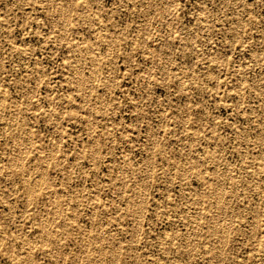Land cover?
Wrapping results in <instances>:
<instances>
[{
	"label": "rangeland",
	"instance_id": "obj_1",
	"mask_svg": "<svg viewBox=\"0 0 264 264\" xmlns=\"http://www.w3.org/2000/svg\"><path fill=\"white\" fill-rule=\"evenodd\" d=\"M73 1L0 0V264H264V0Z\"/></svg>",
	"mask_w": 264,
	"mask_h": 264
},
{
	"label": "bare ground",
	"instance_id": "obj_2",
	"mask_svg": "<svg viewBox=\"0 0 264 264\" xmlns=\"http://www.w3.org/2000/svg\"><path fill=\"white\" fill-rule=\"evenodd\" d=\"M73 1V0H72ZM74 2V1H73ZM72 3V2H71ZM72 6H73V4H71ZM156 6V5H155ZM72 8V7H71ZM67 10V9H66ZM72 10V9H71ZM64 13V12H63ZM69 13V12H68ZM67 15V14H66ZM65 16V15H64ZM63 16V17H64ZM68 16V15H67ZM66 16V17H67ZM64 19V18H63ZM66 19V18H65ZM64 19V20H65ZM62 20V19H61ZM70 23V22H69ZM63 24H64V22H63ZM87 52V51H86ZM83 56V55H82ZM98 57H96V59H97ZM97 61V60H96ZM99 63V62H98ZM78 64V63H77ZM80 64V63H79ZM81 65V64H80ZM80 69H81V67H80ZM78 74V73H77ZM79 76V75H78ZM78 76H77V78H78ZM81 77V76H80ZM78 82L80 83V81L78 80ZM78 83V84H79ZM262 83V82H261ZM260 84V83H259ZM258 84V85H259ZM80 86V85H79ZM80 88V87H79ZM83 88V87H82ZM262 88V87H261ZM87 94V93H86ZM85 98V97H84ZM264 136V135H263ZM14 137V136H13ZM30 141V140H29ZM27 142V141H26ZM18 144V143H17ZM99 145V144H98ZM14 146V145H13ZM94 147V146H93ZM43 154V153H42ZM83 154V153H82ZM92 155V154H91ZM95 155V154H94ZM15 157V156H14ZM14 160H15V158H14ZM48 161V160H47ZM13 162V161H12ZM47 165V164H46ZM45 165V166H46ZM42 166H44V163H43V165ZM133 167V166H132ZM184 167V166H183ZM3 168V167H2ZM37 168V167H36ZM2 170V169H1ZM45 170V169H44ZM38 173V172H37ZM40 173V172H39ZM42 173V172H41ZM37 175V174H36ZM38 176H40V174L38 175ZM46 176V175H45ZM231 176V175H230ZM256 176V175H255ZM42 177H44L43 175H42ZM257 177V176H256ZM45 178V177H44ZM237 178V177H236ZM42 179V178H41ZM211 179V178H210ZM27 180V179H26ZM40 180V179H39ZM43 180V179H42ZM255 180V179H254ZM41 181V180H40ZM36 182H34V184H35ZM41 183H43V181L41 182ZM41 183H40V185H41ZM24 184H25V182H24ZM31 184V183H30ZM32 184H33V182H32ZM26 185V184H25ZM38 185H39V182H38ZM28 186V185H27ZM31 186V185H30ZM37 186V185H36ZM35 186V187H36ZM29 187V186H28ZM35 187H34V189H35ZM258 187V186H257ZM36 188H38V187H36ZM30 189V188H29ZM33 188L32 189H30V190H34ZM27 191V190H26ZM38 191V190H37ZM29 192V191H28ZM31 192V191H30ZM36 192V191H35ZM220 192V191H219ZM225 192V191H224ZM32 193H33V191H32ZM37 193V192H36ZM223 193V192H222ZM221 193V194H222ZM31 194V193H30ZM29 194V195H30ZM43 194V193H42ZM218 194V193H217ZM224 194V193H223ZM28 195V194H27ZM33 195V194H32ZM58 195V194H57ZM220 195V194H219ZM221 196V195H220ZM223 196V195H222ZM29 197V196H28ZM33 197V196H32ZM56 197V196H55ZM54 197V198H55ZM204 197V196H203ZM53 198V199H54ZM43 199V198H42ZM57 199V200H56ZM54 201L56 202V201H58L59 199H58V197L56 198ZM218 199H220V198H218ZM222 199V198H221ZM51 200V199H50ZM53 201V202H54ZM62 201V200H61ZM51 202V201H50ZM217 203V202H216ZM59 204V203H58ZM61 204V203H60ZM59 206V205H58ZM214 206V205H213ZM57 208V207H56ZM61 208V207H60ZM225 208H226V205H225ZM60 210V209H59ZM230 210V209H229ZM224 211H225V209H224ZM134 212V211H133ZM72 215V214H71ZM224 215V214H223ZM73 216V215H72ZM206 216V215H205ZM195 220V219H194ZM258 222V221H257ZM198 223V222H197ZM49 224V223H48ZM50 225V224H49ZM224 225H226L225 223H224ZM256 225H258V224H256ZM215 227H217V226H215ZM214 227V228H215ZM45 228H46V226H45ZM215 230V229H214ZM223 230H225L224 228H223ZM228 231V230H227ZM4 233H6V232H4ZM228 233V232H227ZM1 234V233H0ZM49 234V233H48ZM215 234V233H214ZM218 234V233H217ZM54 235V234H53ZM103 235V234H102ZM216 235V234H215ZM226 235V234H225ZM6 238V237H5ZM227 238V237H226ZM15 239V238H14ZM227 240H228V238H227ZM226 242H228V241H226ZM26 243V242H25ZM216 243V242H215ZM35 244V243H34ZM45 244V243H44ZM119 244H121V242H119ZM226 245V244H225ZM220 246H222V245H220ZM197 247V246H196ZM121 248V247H120ZM33 251V250H32ZM223 253V252H222ZM99 254V253H98ZM26 255V254H25ZM31 255V253H29V255L28 256H30ZM59 255V254H58ZM224 256V255H223ZM31 257V256H30ZM224 259V258H223ZM30 260V259H29ZM51 261V260H50ZM31 262V261H30ZM32 263V262H31Z\"/></svg>",
	"mask_w": 264,
	"mask_h": 264
}]
</instances>
